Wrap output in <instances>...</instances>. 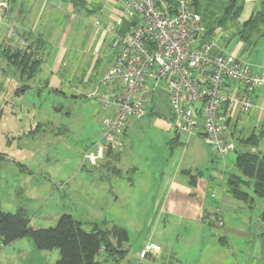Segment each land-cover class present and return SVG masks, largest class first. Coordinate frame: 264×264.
<instances>
[{
  "label": "rangeland",
  "instance_id": "obj_1",
  "mask_svg": "<svg viewBox=\"0 0 264 264\" xmlns=\"http://www.w3.org/2000/svg\"><path fill=\"white\" fill-rule=\"evenodd\" d=\"M41 1L34 22L36 29L48 36L46 64L62 50L56 73L62 80L61 92L46 87L50 76L47 65L29 77L19 65L0 56V152L4 153L0 162L1 210H25L34 228L53 226L61 214H70L85 228L94 223L102 229L114 225L123 228L128 240L123 243L112 238L114 250L110 257L102 253L100 264H264V224L260 220L264 197L255 194L251 186H244L249 199H235L225 185L221 189L219 179L223 169L225 177L237 173L234 160L238 152L264 153V140L257 145L238 141L252 131L259 133V127L248 124L256 110L240 113L226 128V132L233 131L234 151L216 156L212 164L201 167L204 179L217 174L210 180L217 192L212 197L209 189L204 204L209 224L181 220L167 212L159 215L154 202L156 188L189 152L187 134L181 132L182 145H174L170 142L172 130L167 133L151 122L136 121L128 128L130 144L125 155L124 145L120 161L111 158L101 166L83 163L84 150L99 139L102 119L109 115L99 97L88 93L95 89L99 94L108 92L100 80L112 60L113 34L127 21L118 16L112 19L103 11L114 8L119 12V5L110 0H85V5L46 0L42 10ZM117 11L111 13L119 15ZM2 23L1 31L7 22ZM128 28L126 25L121 31ZM233 33L219 31L215 37L226 51L254 68L263 64V41L245 51ZM156 100L171 114L166 95L155 92L154 103ZM171 117L169 122L173 123ZM253 120L258 124V117ZM198 139L213 152L200 136ZM131 182L133 193L143 204L129 210L122 206L119 194L128 190ZM204 182L200 180L199 185L203 187ZM215 208L219 216L213 214ZM220 236H226L227 244L221 245ZM150 241L158 243L160 250L151 249L153 256L140 258L141 247ZM58 258L57 248L38 249L27 237L0 244V264H55Z\"/></svg>",
  "mask_w": 264,
  "mask_h": 264
},
{
  "label": "built area",
  "instance_id": "obj_2",
  "mask_svg": "<svg viewBox=\"0 0 264 264\" xmlns=\"http://www.w3.org/2000/svg\"><path fill=\"white\" fill-rule=\"evenodd\" d=\"M16 0H0V44L29 53L27 43L15 35L11 7ZM119 5V15L128 29L115 32L111 40L112 60L100 83L114 86L99 97L109 115L102 119L99 139L83 152V163L98 165L120 153L122 135L129 119L147 113L155 92L167 96L173 125L188 137L198 134L218 157L234 151L229 122L257 107L256 89H264V68L257 70L233 52L226 51L216 37L203 40L204 26L190 0H110ZM118 27V26H116ZM264 109V108H263ZM156 244L140 251L142 258ZM135 264H139V261Z\"/></svg>",
  "mask_w": 264,
  "mask_h": 264
},
{
  "label": "trees",
  "instance_id": "obj_3",
  "mask_svg": "<svg viewBox=\"0 0 264 264\" xmlns=\"http://www.w3.org/2000/svg\"><path fill=\"white\" fill-rule=\"evenodd\" d=\"M71 1L74 5L86 4L85 0ZM192 2V8L200 14L204 26L203 40L215 37L219 31L233 30V35L239 39L245 51L254 47L260 40L264 43V0H260L248 18L240 24H238V18L244 0L220 2L192 0ZM126 25L128 23L125 22L123 26L119 27V33L123 32L121 30ZM14 36L10 39L15 40ZM26 43L30 49L29 53L20 49L11 50L9 46L0 44V56L19 65L22 73L33 77L40 71L43 61L42 53L38 50L41 46L33 42ZM150 110L149 107L148 111ZM232 133L233 131H231V135ZM262 137H264L263 128L259 133L252 131L247 137L240 138V141L244 144L257 145ZM108 154L111 153L108 152ZM3 158L4 154L0 152V162ZM234 166L237 173L227 175L226 186L229 194L235 199L246 201L249 199V194L243 187L251 186L255 194L264 197V153L238 152L235 156ZM260 220L264 223V208L260 213ZM23 237L30 238L38 249L57 248L59 258L55 264H100L99 259H101L102 253L110 257L114 250L111 244L112 238L123 243L128 240L127 232L115 225L110 229H102L94 223L85 228L81 221L73 218L70 214H61L53 226L34 228L31 226L25 210L19 209L11 213L3 212L0 208V244L7 245Z\"/></svg>",
  "mask_w": 264,
  "mask_h": 264
},
{
  "label": "crops",
  "instance_id": "obj_4",
  "mask_svg": "<svg viewBox=\"0 0 264 264\" xmlns=\"http://www.w3.org/2000/svg\"><path fill=\"white\" fill-rule=\"evenodd\" d=\"M62 1L63 0H58L59 5L60 3H62ZM257 1L258 0H244L243 8L238 18V22L242 23L244 20L248 18L251 11L255 7V2ZM46 3H47L46 0L41 1L42 10L45 8ZM38 4H39V0H16L11 8V11H12V23L17 33L14 36L15 40L20 43L33 42L34 44L41 46V48L38 49L43 56V61L40 65V71H41L43 66L47 65L46 64L47 58H45L44 53L46 50V45L48 44V41L46 39L48 38V36L44 34L45 31L41 29H36L35 26L34 21L36 19L35 14L38 8ZM247 4H248V8L246 10ZM111 11H117V10L114 8H109L107 10H104L103 13L105 14V16L109 15V17L113 19L117 15L111 13ZM4 34H5V28L2 29L1 31V35ZM61 53L62 50H58L51 64L47 65V67H50L49 70L50 76L48 77V79H46L45 84L48 89L53 90L55 92H61L60 87L62 84V80L56 76V73L62 61ZM263 68H264V63L259 65V67L256 69L262 70ZM105 88L107 91H110L114 89V86H106ZM106 93L107 92H104L102 94H106ZM159 93L162 96L165 95V93L163 92H159ZM253 100L257 104V107L251 111L256 110L254 111L256 114L252 115L253 117H251V119L249 120L250 122H248V124L253 127H259L260 129L261 128L264 129V109H263L264 89L261 88L256 89ZM159 104L160 103H158L157 100L155 101V103L153 101L150 106L151 110L148 111V113L143 118L132 119L131 121H128L124 133L122 135L123 143L124 145L126 144V151L124 155L127 152V146H129L130 144L128 128L129 126L133 125L136 121L151 122V125L158 127L167 133L170 130H172L173 137L170 140L171 144L179 145V146L182 145L183 139L181 141V137H182L181 133L177 132L174 128L173 123L169 122V118L171 114L168 113L170 112H166V109L161 108ZM238 117L239 115L237 116L235 121L238 120ZM254 117H258V121H257L258 124L256 125H255V121L253 120ZM229 131L231 132V129ZM194 136H190V138L187 139V145H188L187 148L190 149L189 152L185 153V157H183L179 161V163L176 165V168H174L173 173H171L169 176H166V178L164 179V183H161L162 186L156 188L154 202H156V206H157L156 212L159 215L164 212H167L169 214L175 215L176 217H179L181 220H186V221L198 220L199 222L202 221L205 224H209L210 220L208 217H205L204 214V210H205L204 204H205V198L207 196V191L209 189H211L210 196L212 197L215 191L217 192L216 189L213 190V188H211V182H210V180H212L213 177H217V174L216 175L211 174L209 176V180L204 179L202 176L201 167L202 165L208 166L209 164H212L214 162L213 158H216V155L214 152L207 151V149L204 147V145H202L201 141L198 139L199 136L197 137ZM262 140H264V137L260 139V141ZM238 141L241 142L240 139ZM241 143L244 144L243 142ZM187 151L188 150H186V152ZM111 158H114V160L118 162L123 158V155L121 154V152L118 155L107 154L106 157L103 159V161L98 164V166H101L105 161L111 160ZM224 171L225 169H223L221 171L222 174L219 175V179L221 180L222 183L221 189L223 185L226 186V181H227V176L225 177V174H223L225 173ZM179 174L186 175L187 177L178 178ZM200 180L205 181L203 187L199 185ZM133 187L134 184H132L131 182L128 190L123 191L121 194H119V197L121 195V198L122 197L124 198V199L122 198L121 201L122 206L125 207L127 206L129 210H132L134 206H141L143 204V200L141 203V200L136 198L137 197L135 196L136 192L133 193ZM116 196H115V201H116ZM220 199L224 200V196L222 197L221 195ZM213 214L214 215L217 214L216 216H219L218 208L214 209ZM219 241L223 246L227 244L228 240L226 236H220ZM149 243L156 244L157 248L155 249V251L160 250L159 248L160 246L158 245V243L151 241ZM147 244L148 243H146L145 245ZM142 249L143 248L141 247L140 251ZM155 251L154 253H156ZM146 254L149 256H153V253L151 252L149 253L147 252Z\"/></svg>",
  "mask_w": 264,
  "mask_h": 264
}]
</instances>
